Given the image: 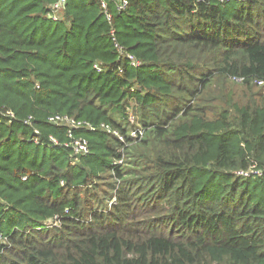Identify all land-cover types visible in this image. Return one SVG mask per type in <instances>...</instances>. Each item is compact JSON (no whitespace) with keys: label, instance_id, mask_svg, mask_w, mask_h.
I'll return each mask as SVG.
<instances>
[{"label":"trees","instance_id":"obj_1","mask_svg":"<svg viewBox=\"0 0 264 264\" xmlns=\"http://www.w3.org/2000/svg\"><path fill=\"white\" fill-rule=\"evenodd\" d=\"M54 1L0 0V264H264V0Z\"/></svg>","mask_w":264,"mask_h":264},{"label":"built area","instance_id":"obj_2","mask_svg":"<svg viewBox=\"0 0 264 264\" xmlns=\"http://www.w3.org/2000/svg\"><path fill=\"white\" fill-rule=\"evenodd\" d=\"M64 0H55L54 2H52L49 5V9L46 12V18H50L52 20H59L61 18V9H62V4H63ZM114 3V6L116 9H123L127 3L128 0H110ZM222 1V0H219ZM100 3L103 7V11L105 14L106 19L109 21L110 20V13L107 10V1L106 0H100ZM111 34L113 35L114 31L113 29L110 30ZM114 46L116 48V50L118 51L119 54L124 53V55L127 57L128 60V64L132 65V66H137L140 61L137 60L131 53H125L123 47L118 44V42L116 41V38L114 37ZM96 69H100L99 65H95ZM119 70H121L119 68ZM236 81H240L239 77H233ZM258 83L260 84L261 81H258ZM5 113L9 116H14L13 113L9 110H6ZM30 116H27V119H25L24 121L29 123L30 121ZM47 121L50 123H53L55 125H63L66 128V135L69 137V140H65L62 141L61 143L59 142V140L53 136V135H49L48 138L52 141L53 144H63L65 146H70L73 150H72V155H74V159H76V156L82 154H86L88 152V144L86 142V140L81 139V138H75L73 136V133L76 129H80V128H92V125L90 123H88V121L83 120V119H76L72 116L66 115V114H59V113H54V114H50L49 116H47ZM101 127L104 128L107 131H111L112 133H114L115 135L118 136L119 139H122V136L114 129H112L111 127H109V125H107L106 123H100ZM35 132H38L37 128L34 129ZM141 130L139 129H132V131L130 132V134L136 135V133L141 134ZM34 141L37 142V137H34ZM237 174L242 175V176H256V175H260L262 173H264V165L263 166H256L255 164H251L248 168L246 169H239L236 171ZM22 178H25V176H23ZM5 237L0 233V241H4L5 242Z\"/></svg>","mask_w":264,"mask_h":264},{"label":"rangeland","instance_id":"obj_3","mask_svg":"<svg viewBox=\"0 0 264 264\" xmlns=\"http://www.w3.org/2000/svg\"><path fill=\"white\" fill-rule=\"evenodd\" d=\"M76 159H77V157H76ZM76 159H75V160H76Z\"/></svg>","mask_w":264,"mask_h":264}]
</instances>
